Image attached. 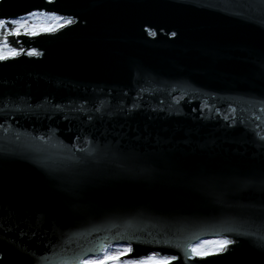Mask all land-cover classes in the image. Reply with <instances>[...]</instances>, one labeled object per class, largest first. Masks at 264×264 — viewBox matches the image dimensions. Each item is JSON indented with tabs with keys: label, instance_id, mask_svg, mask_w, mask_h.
Returning <instances> with one entry per match:
<instances>
[{
	"label": "water",
	"instance_id": "1",
	"mask_svg": "<svg viewBox=\"0 0 264 264\" xmlns=\"http://www.w3.org/2000/svg\"><path fill=\"white\" fill-rule=\"evenodd\" d=\"M38 9L75 23L17 36L40 55L0 62V224L29 232L0 233V264H59L105 229L229 227L256 236L231 234L206 264H264V191L229 182L264 173V0H0L13 18ZM229 105L246 127L226 126ZM78 136L93 155L67 151Z\"/></svg>",
	"mask_w": 264,
	"mask_h": 264
},
{
	"label": "snow or ice",
	"instance_id": "2",
	"mask_svg": "<svg viewBox=\"0 0 264 264\" xmlns=\"http://www.w3.org/2000/svg\"><path fill=\"white\" fill-rule=\"evenodd\" d=\"M49 4L53 0H47ZM75 23L72 16L62 17L59 16L55 11H46L44 9L32 10L24 13L22 16H16L15 18L8 16L7 14H0V62L7 60H14L21 54L27 56H39L40 52L35 48L24 47L16 48L11 45L8 40L9 36L16 37L20 35L25 36H35L41 33H53L58 29ZM149 35L155 36L156 32L149 30ZM170 35L175 36L176 33H170ZM16 43H20L19 40ZM176 99L175 97L173 98ZM178 103V101H177ZM5 106H7L5 104ZM138 105H130V108H135ZM59 109L62 106L56 105ZM209 108L210 105L201 103L200 115L204 116L203 109ZM211 110V109H210ZM99 112V107L96 108ZM193 112L197 109L193 108ZM217 113H220V109H216ZM182 114V112L177 113ZM208 117H205L207 119ZM89 120L92 119L91 116L88 117ZM224 121L229 122L226 126L233 127L236 125L244 126L243 119H237L235 109L229 105L228 112L224 113L222 116ZM259 120L260 117L256 116ZM254 127H259L255 125ZM6 130V129H5ZM53 130H49V135H51ZM261 141L260 147L264 148V136H260L259 132L256 133ZM81 138L78 136L73 141L72 145H65L67 151L75 157V152L73 149L79 152H87L90 156L93 155L94 150L88 148L90 143V138L83 137V148L77 147V141ZM78 159V158H77ZM202 182L212 184L215 182L216 178L212 176H201L198 177ZM230 183L236 184L241 187L257 186L262 191H264V173H261L259 180L253 178H231ZM39 219V218H38ZM27 223V222H25ZM30 227V225H29ZM14 228L17 230V234L21 237L29 235L24 228L19 225H9L5 228L0 224V233L12 232ZM95 231H100L96 228ZM106 234L104 236L96 237L93 241H90L87 246H85L80 251L73 253L71 256H63L59 259V264H173V262L181 261L182 264H206L205 258L209 256H218L222 253L228 251L229 246L236 243L233 239H230L231 234L239 235H252L256 236V233H240L235 228H222L219 232L208 233L212 236L211 239H203L197 235H189L186 237H177L175 240L163 239L157 240L155 238L151 240L141 241L140 237L135 235V232H124L112 235L110 230L105 229ZM224 233V234H221ZM31 235H35L34 232ZM201 236L204 233L200 234ZM0 239H4L3 235H0ZM260 247H264V232L259 236ZM11 242V241H10ZM133 242L137 245H163L165 247H172L178 250V255L173 254H161L157 251H149L146 254H136L133 249ZM55 247V246H53ZM30 255H35L30 253ZM44 257H37V260H43Z\"/></svg>",
	"mask_w": 264,
	"mask_h": 264
},
{
	"label": "trees",
	"instance_id": "3",
	"mask_svg": "<svg viewBox=\"0 0 264 264\" xmlns=\"http://www.w3.org/2000/svg\"><path fill=\"white\" fill-rule=\"evenodd\" d=\"M8 40L13 47L20 48L19 43L18 44L16 43V41L18 40L17 36L16 37L9 36Z\"/></svg>",
	"mask_w": 264,
	"mask_h": 264
},
{
	"label": "rangeland",
	"instance_id": "4",
	"mask_svg": "<svg viewBox=\"0 0 264 264\" xmlns=\"http://www.w3.org/2000/svg\"><path fill=\"white\" fill-rule=\"evenodd\" d=\"M59 16H60V15H59ZM19 46H20V47H23L22 45H20V43H19ZM211 238H213V237L203 238V239H211Z\"/></svg>",
	"mask_w": 264,
	"mask_h": 264
}]
</instances>
